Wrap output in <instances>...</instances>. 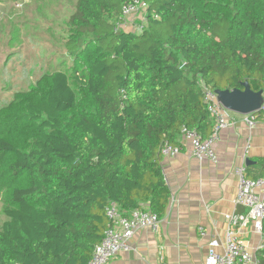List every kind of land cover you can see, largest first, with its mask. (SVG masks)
<instances>
[{"label":"trees","instance_id":"1","mask_svg":"<svg viewBox=\"0 0 264 264\" xmlns=\"http://www.w3.org/2000/svg\"><path fill=\"white\" fill-rule=\"evenodd\" d=\"M130 1L78 0L69 67L0 111V264H88L110 203L163 218V147L213 130L201 83L264 92V0H141L140 24L118 31Z\"/></svg>","mask_w":264,"mask_h":264},{"label":"crops","instance_id":"2","mask_svg":"<svg viewBox=\"0 0 264 264\" xmlns=\"http://www.w3.org/2000/svg\"><path fill=\"white\" fill-rule=\"evenodd\" d=\"M133 28L127 25L122 30ZM228 112L230 125L222 130L214 146L217 162H199L181 135L182 152L174 158H163L171 200L160 231L140 229L130 241L131 249L120 252L107 264H204L208 240L201 239L199 225L226 242L227 216L234 211L248 212L234 205L238 172L245 168L246 174L258 175L257 161L264 158V125L259 122L251 130L247 116ZM248 160L251 162L247 165ZM238 238L260 261L262 235L250 224Z\"/></svg>","mask_w":264,"mask_h":264},{"label":"built area","instance_id":"3","mask_svg":"<svg viewBox=\"0 0 264 264\" xmlns=\"http://www.w3.org/2000/svg\"><path fill=\"white\" fill-rule=\"evenodd\" d=\"M148 4L141 0H132L125 3L121 10V22L118 31L125 26H131L135 30L137 25L134 18L145 16ZM141 28V26H138ZM204 101L207 111L213 119V130L208 137H203L196 130L186 127L181 129V135L191 148L192 155L199 162L208 160L217 162V154L214 146L220 141L222 130L226 129L230 122L227 110L218 100V94L201 83ZM124 95V94H123ZM261 122L264 125V94L261 109L247 115L249 129H254ZM182 152L180 145L173 146L168 143L162 149L163 158H174ZM238 193L234 199L235 207H243L247 213L234 211L227 216L226 242H222L216 233H210L204 226L199 225L198 231L201 239H207V255L204 264H260L254 253L239 240L241 230L252 225L255 232L262 235L259 249L264 251V176L258 179L247 177L245 168L238 172ZM108 221L107 229L100 244L92 254L88 264H107L120 252H128L131 249L130 241L140 229H150L158 233L161 229L162 218L147 209H135L128 215L123 214L115 203H110L105 210Z\"/></svg>","mask_w":264,"mask_h":264},{"label":"rangeland","instance_id":"4","mask_svg":"<svg viewBox=\"0 0 264 264\" xmlns=\"http://www.w3.org/2000/svg\"><path fill=\"white\" fill-rule=\"evenodd\" d=\"M77 1L0 0V111L15 93L29 91L46 73L69 67L64 43ZM141 17L134 18L138 25ZM1 209L0 198V222Z\"/></svg>","mask_w":264,"mask_h":264},{"label":"water","instance_id":"5","mask_svg":"<svg viewBox=\"0 0 264 264\" xmlns=\"http://www.w3.org/2000/svg\"><path fill=\"white\" fill-rule=\"evenodd\" d=\"M244 89L233 91H218V100L222 106L230 112L240 115H250L258 112L263 104V91L254 92L249 83L243 84ZM251 161H247V165Z\"/></svg>","mask_w":264,"mask_h":264}]
</instances>
